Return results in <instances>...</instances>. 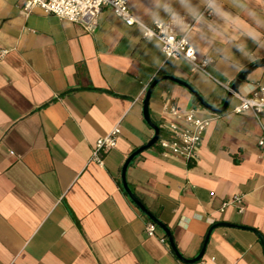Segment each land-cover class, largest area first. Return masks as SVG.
Wrapping results in <instances>:
<instances>
[{"label":"crops","instance_id":"0c3cea01","mask_svg":"<svg viewBox=\"0 0 264 264\" xmlns=\"http://www.w3.org/2000/svg\"><path fill=\"white\" fill-rule=\"evenodd\" d=\"M210 2L214 16L197 24L191 40L200 58L215 60L211 72L233 84L264 61V0H130V10L151 25L177 15L195 18ZM22 5L0 0V264H264L257 119L235 114V97L226 112L208 111L170 80L152 92L150 117L160 138L170 137V104L213 119L196 161L164 155L157 142L126 173L185 260L206 246L201 261L186 263L160 227L155 237L146 233L148 216L124 190L123 167L155 136L144 101L156 79H181L218 108L229 92L186 61L166 59L158 40L145 39L109 8L97 31L86 33L40 9L26 17ZM259 83L264 66L240 90ZM116 125L122 133L104 166L89 163L96 142ZM236 195L245 196L246 211L222 213L223 202ZM223 223L232 226L215 227Z\"/></svg>","mask_w":264,"mask_h":264},{"label":"built area","instance_id":"2783aa9c","mask_svg":"<svg viewBox=\"0 0 264 264\" xmlns=\"http://www.w3.org/2000/svg\"><path fill=\"white\" fill-rule=\"evenodd\" d=\"M22 14L28 17L34 10L40 9L48 15H53L61 20L79 25L86 33H95L100 24V18L105 8L111 9L128 26H137L143 31L145 39H156L162 45L166 59H182L189 63L193 70L200 71L226 91L232 92L238 100V105L233 109L237 115L251 113L262 125L263 134L258 145L264 149V83L250 85L247 92L238 90L233 92L232 83H224L210 70L215 60L210 56L200 58L191 36L197 24L214 16L212 2L202 13L195 18L177 15L166 21H155L148 25L136 18L130 10V0H22ZM165 128L170 134L169 138H159L158 145L164 155L182 158L186 161L198 159V147L210 127L213 119L202 118L196 108L182 109L177 104H170L165 109ZM120 125H116L109 134L100 138L92 151L89 163L104 166L105 156L118 146L121 135ZM14 154V153H13ZM230 207H236L238 213L246 211V199L243 195H236L225 200L221 207L224 213ZM158 226L148 221L146 233L155 237ZM162 243H167L165 237Z\"/></svg>","mask_w":264,"mask_h":264},{"label":"water","instance_id":"95a60500","mask_svg":"<svg viewBox=\"0 0 264 264\" xmlns=\"http://www.w3.org/2000/svg\"><path fill=\"white\" fill-rule=\"evenodd\" d=\"M261 66H264V61H259V62L255 63V64H253V65L245 68L242 71V73L238 76V78L235 80V82L233 83V85H232L233 92H237L240 89V87L242 86V84L245 82V80L247 79L248 75L253 70H255V69H257L258 67H261ZM163 80H170V81H173V82H175V83H177L179 85H182V86L186 87L194 95L195 99L200 103V105L202 107H204L208 111H211V112L217 113V114H222V113L226 112V110L228 109L229 103H230L231 99L233 98V93L232 92H229L224 106L218 108V107H214L211 104H209L190 84H188L187 82H185V81H183L181 79H178V78H175V77H171V76H162V77H159L158 79H156L151 84V86H150V88H149V90L147 92L145 101H144V115H145V120L155 130V136H154V138L152 139V141L148 145H146L145 147H143V148L139 149L138 151H136L127 160V162L125 163V165L123 167V172H122L123 188L126 191V193L129 195V197L132 199V201L141 209V211L145 215H147L151 219L152 222H154L158 227H160L164 232H166V235L170 237V242L172 243V246L174 248V251L176 252L177 256L182 261H184L186 263H196V262L201 261L202 258L204 257L206 246L203 248L201 254L196 259L191 260V261L185 260L180 255V253L177 251V249L175 247V244H174V241H173V239H172V237L170 235V232L167 229L166 225H164L155 216H153L147 210V208L138 200V198L134 195V193L132 192V190L128 186V183H127V180H126L127 169L129 167L130 163L132 162V160L134 159V157H136L140 152H142V151H144V150H146L148 148L153 147L158 142V140L160 138L161 130H160L159 127H157L156 125H154L153 122H152V120H151L149 105H150V99H151V95H152V92H153L154 88L158 85V83H160ZM218 226H228L229 227V226H232V225H228V224H224L223 223V224L216 225L215 227H218ZM259 236H260V239H261V241H262V243L264 245V238H263V236L260 235V234H259ZM207 241H208V239H207Z\"/></svg>","mask_w":264,"mask_h":264},{"label":"trees","instance_id":"16d2710c","mask_svg":"<svg viewBox=\"0 0 264 264\" xmlns=\"http://www.w3.org/2000/svg\"><path fill=\"white\" fill-rule=\"evenodd\" d=\"M147 219H148L149 221H151V219H150V218H148V217H147Z\"/></svg>","mask_w":264,"mask_h":264}]
</instances>
